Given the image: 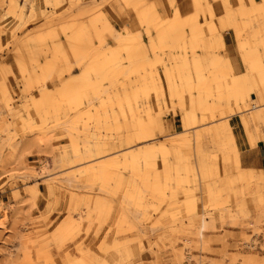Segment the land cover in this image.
<instances>
[{
    "label": "rangeland",
    "instance_id": "374dc122",
    "mask_svg": "<svg viewBox=\"0 0 264 264\" xmlns=\"http://www.w3.org/2000/svg\"><path fill=\"white\" fill-rule=\"evenodd\" d=\"M254 58L264 0H0V264H264Z\"/></svg>",
    "mask_w": 264,
    "mask_h": 264
},
{
    "label": "crops",
    "instance_id": "0c3cea01",
    "mask_svg": "<svg viewBox=\"0 0 264 264\" xmlns=\"http://www.w3.org/2000/svg\"><path fill=\"white\" fill-rule=\"evenodd\" d=\"M111 23H113V21H111ZM114 25L116 28V24ZM222 36L224 40V51L230 59L234 72H241L243 69L241 54L237 49L236 40L232 35V31L230 29L223 30ZM245 149L246 150L243 151L242 155L240 156L241 159H247L251 161L250 165H255L257 169L261 168L264 173V139H258L254 147L248 148L246 146Z\"/></svg>",
    "mask_w": 264,
    "mask_h": 264
},
{
    "label": "bare ground",
    "instance_id": "6f19581e",
    "mask_svg": "<svg viewBox=\"0 0 264 264\" xmlns=\"http://www.w3.org/2000/svg\"><path fill=\"white\" fill-rule=\"evenodd\" d=\"M70 41L71 40L69 39V42ZM250 63H251V67L253 69H256L258 71V73H259L258 74V78H257L258 81H256V82H260V84L262 83L264 85V73L259 70V66H258V63L259 62H258V59L257 58H254ZM203 79H205V77H202L201 75L196 76L197 86L200 85L201 83H203V81H204ZM184 80H185V82H184ZM184 80H183V83L182 84L185 83L186 86H191L192 85L189 82V80H187V78H185ZM237 82L238 81H235L234 80L233 83L236 84ZM81 83L82 82H80V84ZM173 83L174 82H172V84ZM81 87H83V85H78V84L75 85V84H71V83L66 82V83H62L61 92L63 94H68V93L72 92L75 88H81ZM232 87L234 88V90L237 89V87L235 85H233ZM154 91H155V89H154ZM236 92H238V90ZM196 98H197L198 104H202L203 108H205L206 107L205 105L207 104V100L206 99H199V97H196ZM193 99L194 98H191V100H193ZM249 170L251 171L252 169L250 168Z\"/></svg>",
    "mask_w": 264,
    "mask_h": 264
}]
</instances>
